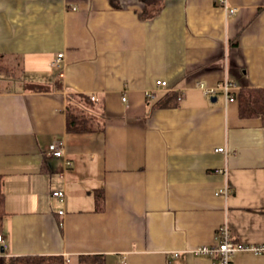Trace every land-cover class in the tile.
<instances>
[{"label":"crops","instance_id":"0c3cea01","mask_svg":"<svg viewBox=\"0 0 264 264\" xmlns=\"http://www.w3.org/2000/svg\"><path fill=\"white\" fill-rule=\"evenodd\" d=\"M227 5L238 11L167 0L145 20L140 0H0V60L44 87L0 76L7 255L214 264L194 249L225 225L264 246V118L240 117L238 100L243 87L264 89V0ZM226 80L237 86L228 100ZM69 110L90 130L69 131ZM53 143L65 159L47 154Z\"/></svg>","mask_w":264,"mask_h":264},{"label":"trees","instance_id":"16d2710c","mask_svg":"<svg viewBox=\"0 0 264 264\" xmlns=\"http://www.w3.org/2000/svg\"><path fill=\"white\" fill-rule=\"evenodd\" d=\"M143 8L139 11L142 19L148 20L158 16L164 8L167 0H140ZM6 68L0 66V72ZM33 89L42 91L44 87L32 86ZM173 99V98H172ZM239 114L242 118H264V89H251L248 87L241 88L238 96ZM171 98L165 102L167 105ZM86 118L82 115L74 114L69 110L68 113V130L71 132L89 131L90 128L85 126ZM4 178L0 175V234L3 231L4 220L7 216L5 208V194L3 191ZM97 210H103L104 196L98 193L96 196ZM4 250L2 253L0 248V264H68L63 256L60 255H26V256H9ZM79 264H106V258L101 254L81 255L79 256Z\"/></svg>","mask_w":264,"mask_h":264},{"label":"built area","instance_id":"2783aa9c","mask_svg":"<svg viewBox=\"0 0 264 264\" xmlns=\"http://www.w3.org/2000/svg\"><path fill=\"white\" fill-rule=\"evenodd\" d=\"M218 1L223 4V6L228 10L230 15L235 14L238 11L237 8L235 7H229L227 5V0H218ZM60 57L61 56H59V58L55 61V66L59 65ZM157 85L165 87L167 86V82L158 81ZM235 88H237L236 84L230 83L228 80H226L224 83L220 85V89L224 92L227 100L232 98L233 91ZM204 90H205L206 95L211 96L215 94V90L213 88L211 89L205 88ZM92 100H95V97H92ZM124 100L126 99L124 98ZM215 151L226 153L227 150H225V148H217ZM47 154L49 156H53L56 158L65 157V151L63 147L57 143H53L50 145L49 151ZM65 163L68 166L71 165V161L69 160H66ZM228 193H229L228 188H225L224 190H220L217 193V195H223L227 197ZM52 195L57 198H63L65 196V193L64 191L59 190V191H54ZM4 246H5V237L2 234H0V247L4 248ZM242 251H249L255 254H264V246L246 245V244L234 241L231 238L228 227L226 225L219 228L218 238L215 244L203 245V246H199L196 249H194V252L197 255H202V256L213 258L214 264H234L233 263L234 255ZM120 264H126V261L123 259Z\"/></svg>","mask_w":264,"mask_h":264},{"label":"rangeland","instance_id":"374dc122","mask_svg":"<svg viewBox=\"0 0 264 264\" xmlns=\"http://www.w3.org/2000/svg\"><path fill=\"white\" fill-rule=\"evenodd\" d=\"M11 65H13V62H11ZM11 65L8 62H4L0 60V66L3 68H6V70L3 69L2 72H0V76H2L3 78L8 77V79H10V81L13 82L12 87L25 88V87H30L33 85V84H25L24 81H22L23 75H24L23 67H20L19 65H16L15 67H13ZM2 87H8V86L3 85Z\"/></svg>","mask_w":264,"mask_h":264},{"label":"water","instance_id":"95a60500","mask_svg":"<svg viewBox=\"0 0 264 264\" xmlns=\"http://www.w3.org/2000/svg\"><path fill=\"white\" fill-rule=\"evenodd\" d=\"M212 101L214 102V101H215V99H214V98H212ZM1 251H2V253L4 252V248H3V247H1Z\"/></svg>","mask_w":264,"mask_h":264}]
</instances>
